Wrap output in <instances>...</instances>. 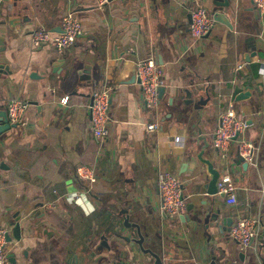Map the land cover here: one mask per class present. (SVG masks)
Wrapping results in <instances>:
<instances>
[{
	"label": "crops",
	"instance_id": "obj_1",
	"mask_svg": "<svg viewBox=\"0 0 264 264\" xmlns=\"http://www.w3.org/2000/svg\"><path fill=\"white\" fill-rule=\"evenodd\" d=\"M98 1L0 0V126L7 119L11 126L0 136V226L10 230L9 258L16 264H154L150 255L115 241L114 224L134 237L135 229L122 226L120 215L127 212L144 248L164 264H264V12L257 15L254 0H228L233 30L216 23L209 36L196 40L191 12L202 5L212 14L211 1L112 0L103 7ZM80 8L85 10L76 12ZM70 11L84 30L70 50L32 45L36 24L59 33ZM251 51L256 56L248 62ZM149 56L166 79L156 110L144 105L138 83H127L132 64ZM74 61L77 69L91 67V83L68 72ZM236 87L249 93L246 99L233 100ZM102 88L111 91L110 136L97 140L89 106ZM15 97L29 103L25 127L8 118L7 102ZM230 107L250 125L254 164L241 163L235 144L225 157L214 146L220 114ZM154 121L160 131L150 134L145 125ZM177 137L184 138L183 147L175 145ZM201 137L221 176H232L236 204L208 196V176L200 171L198 178L200 167L191 166L204 145ZM80 167L92 177L79 176ZM162 172L184 182L188 207L212 204L222 230L189 223V209L167 217ZM245 217L257 221L258 235L243 250L230 231ZM102 235L118 253L102 247Z\"/></svg>",
	"mask_w": 264,
	"mask_h": 264
},
{
	"label": "built area",
	"instance_id": "obj_2",
	"mask_svg": "<svg viewBox=\"0 0 264 264\" xmlns=\"http://www.w3.org/2000/svg\"><path fill=\"white\" fill-rule=\"evenodd\" d=\"M255 6L260 12H264V0H254ZM108 0H99V7H103ZM216 21L208 9L197 5L191 12L190 31L196 40L202 39L211 34ZM61 32L56 33L50 29L36 24L30 33V40L34 47H41L52 44L59 53L70 50L83 35V26L80 19L72 11L66 13L61 20ZM243 66H240V69ZM137 76L140 80L142 101L147 108L158 109L160 104V89L166 84L165 72L155 57L142 58L137 63ZM66 105L68 98L62 100ZM29 103L22 98L15 97L7 102V114L11 124L25 127L26 114ZM90 130L97 140H106L110 136L109 122L111 120V91L109 88H102L92 94V103L89 106ZM148 133H159L160 124L154 121L145 125ZM250 128L249 123L243 119L234 108L223 111L219 117V126L214 134V146L225 157L233 144L237 146L239 156L249 165L255 163V146L246 137ZM176 146H184V138L177 137L174 141ZM2 160L0 159V167ZM79 176L91 178L92 172L85 168L78 169ZM3 188L0 183V190ZM159 189L161 199V210L167 217L175 219L187 213L188 204L184 182L177 176L162 172L159 176ZM218 190L227 199L229 205L238 202L236 185L229 173L221 176ZM257 221L251 217L237 220L231 228L230 238L243 250L250 248L256 239ZM10 230L8 227L0 226V264H16L11 261L8 255L7 236ZM121 264V263H113ZM130 264V263H128Z\"/></svg>",
	"mask_w": 264,
	"mask_h": 264
},
{
	"label": "water",
	"instance_id": "obj_3",
	"mask_svg": "<svg viewBox=\"0 0 264 264\" xmlns=\"http://www.w3.org/2000/svg\"><path fill=\"white\" fill-rule=\"evenodd\" d=\"M6 2H10V0H5ZM16 1H30V0H16ZM112 0H108L110 2ZM205 1H211L212 3V16L216 23L223 24L229 29L233 30V25L230 23L228 17L226 16L227 13V8L229 6L228 0H205ZM31 8V5H27L24 9L29 10ZM85 9L80 8L77 9L76 12L78 11H83ZM17 12V11H16ZM257 15L261 16L260 10L257 9L256 11ZM209 36V35H208ZM256 56V51H251L248 55H246V59L249 62L251 57ZM140 60V59H139ZM137 63L135 62L132 64V74L130 76V79L127 81L129 84H134L138 83L140 84V80L137 76ZM59 65H65V62L58 63ZM79 64L78 61H74L70 64L68 72L72 74L75 70L77 74L79 75V80L87 83H91L92 76H91V67L88 65H85L84 69H77V65ZM57 72L56 69L54 73ZM165 91V88L160 89V96L162 93ZM249 93H242V89L239 87L235 88L234 94H233V100L240 101L242 99H246ZM190 97V96H189ZM190 104L192 101H190ZM1 116V114H0ZM11 128L8 119L4 121V124L0 126V136L9 131ZM201 140L204 141V145L201 147V150L196 154V162H194L191 166L194 167V170L199 166L200 170L198 172V178H200V171L206 173L208 176V183L205 185L206 188V194L208 196H216L220 195L221 197H224L223 194L219 193L218 190V184L222 175V172L215 166L214 162L206 157L205 151L209 148L210 144L209 142L205 139V137H201ZM241 163H243L245 166H248V163L244 162V159L239 156ZM39 207H42L43 204L40 203L38 205ZM189 211H193V217H188V222H195L200 226V224H204L205 230H212L215 228H218L219 230L222 228L220 227L218 220H219V213H213L214 212V207L212 204H208L207 202L202 203V207L200 208H195L192 206L188 207ZM121 218L123 219V224L122 226L124 229H135V234L134 237L130 235H125L123 233V230H121V227L117 226V224H114V233L113 237L117 243H121L123 245H126L129 247V250L134 252L135 254L137 253H145L148 254L154 259V264H164L163 260L160 256V254L150 250V249H145L144 248V237L141 234L140 228L137 225H133L130 223V215L127 212L121 213ZM233 223V221H229ZM225 223V222H224ZM223 223V225H224ZM222 230V229H221ZM17 239H19L20 234V225L15 226V230ZM102 240H103V245L102 247L106 249L107 252H115L118 253L116 249H113L112 242L108 240L106 235H102ZM7 241L8 243L11 242L10 235L7 236ZM228 263V262H227ZM209 264H217L215 260L211 261Z\"/></svg>",
	"mask_w": 264,
	"mask_h": 264
}]
</instances>
